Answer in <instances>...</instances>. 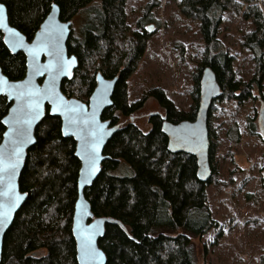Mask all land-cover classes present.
Wrapping results in <instances>:
<instances>
[{"label":"trees","instance_id":"1","mask_svg":"<svg viewBox=\"0 0 264 264\" xmlns=\"http://www.w3.org/2000/svg\"><path fill=\"white\" fill-rule=\"evenodd\" d=\"M0 3L6 8L10 25L28 41L53 4L58 6L63 22L82 17L79 36L71 29L66 44L67 53L76 57L78 65L72 78L61 84L65 97L87 104L98 73L105 79L117 78L112 104L101 118L119 129L104 148L103 154L108 158L101 164L99 175L84 191L93 216L110 220L98 241L106 264H197L193 240L217 226L205 194L216 175L212 164V112L226 98L248 100L256 93L252 99L264 101V0H180L179 12L198 23L202 40L188 112L176 110L158 88L144 92L139 102L128 103V79L136 71L151 36L144 27L153 20L148 7L136 30L127 22L126 0H0ZM227 11L241 14L253 26L241 44L251 54L255 66L253 77L246 82L236 81L235 58L218 39L223 13ZM205 67L214 72L221 93L208 114L211 177L202 183L197 179L193 156L168 151L162 122L194 120L200 76ZM0 68L10 81H19L26 73L25 56L10 53L1 33ZM146 98L154 99L164 115L151 114L149 131L144 133L129 117L142 107ZM10 105L0 96V140L4 132L1 120ZM255 118L256 114L247 124L251 134H256ZM34 135L35 143L26 152L18 182L19 191L27 198L4 236L0 264H77L71 233L80 167L75 142L62 136L60 120L50 116L47 107ZM228 135L239 141L236 129L229 130ZM261 156L264 160V142Z\"/></svg>","mask_w":264,"mask_h":264},{"label":"rangeland","instance_id":"2","mask_svg":"<svg viewBox=\"0 0 264 264\" xmlns=\"http://www.w3.org/2000/svg\"><path fill=\"white\" fill-rule=\"evenodd\" d=\"M126 2L127 22L136 30L147 7L153 16L152 22L144 24L146 28L152 26L150 40L127 82L128 103L135 104L144 92L158 88L176 110L190 111L192 77L202 52L198 23L179 12L180 0ZM83 21L80 16L71 21V29L77 36ZM252 30V23L241 14L223 13L218 39L235 58L236 81H249L254 74L251 54L241 46L243 37ZM262 85L264 92V80ZM255 96L253 93L248 100L222 99L212 112V164L216 175L205 194L217 226L193 240L197 264H264V160L256 124L259 101L253 100ZM151 114L164 115V112L154 99L146 98L129 119L146 133ZM255 114L256 134H251L247 124ZM231 129L237 130L239 141L231 140L228 135Z\"/></svg>","mask_w":264,"mask_h":264},{"label":"water","instance_id":"3","mask_svg":"<svg viewBox=\"0 0 264 264\" xmlns=\"http://www.w3.org/2000/svg\"><path fill=\"white\" fill-rule=\"evenodd\" d=\"M0 33L6 49L22 53L26 60V73L19 81H10L0 68V96L11 104L1 120L4 132L0 140V259L3 239L16 213L23 206L27 195L19 191V178L24 168L27 150L35 143V130L45 115L60 120V131L64 138L75 142V156L80 163L77 177V198L74 205L71 233L75 242L77 264H106V257L98 246L104 234L105 224L110 220L94 217L84 191L90 187L100 173L101 164L108 158L104 148L119 126L103 121L104 110L112 104V95L117 78L105 79L96 75V86L85 104L67 98L61 92L64 80H70L78 62L67 53L66 44L71 34V21L60 20V11L53 4L49 13L28 41L10 25L6 8L0 3ZM152 30V26L147 27ZM64 62V71H55V65ZM70 62V63H69ZM49 66L53 70H49ZM30 82L28 87H24ZM221 90L214 72L205 67L199 81V101L193 121L173 124L162 122V132L167 138V149L171 153H185L196 160L197 179L204 183L211 177L209 165L208 114ZM257 130L264 142V101H259ZM96 155V170L90 173V153L93 146ZM15 165L13 169L11 165ZM91 237L90 244L88 237ZM89 247L94 255H85Z\"/></svg>","mask_w":264,"mask_h":264},{"label":"snow or ice","instance_id":"4","mask_svg":"<svg viewBox=\"0 0 264 264\" xmlns=\"http://www.w3.org/2000/svg\"><path fill=\"white\" fill-rule=\"evenodd\" d=\"M2 13H3V8H2V6H0V15H2ZM65 67H66V64L64 62H58L57 65H55V71H57V72L64 71ZM49 70L50 71L53 70L51 66H49ZM29 84H30V82L26 83L24 85V87H28ZM95 147L96 146L94 145L91 153L89 154L90 155V160H89L90 173L94 172L96 170V167H95V163H96ZM11 167L14 169L15 165L13 164V165H11ZM90 241H91V237L89 236L88 237L89 244H90ZM85 255H88V256L94 255V252L89 247H86L85 248Z\"/></svg>","mask_w":264,"mask_h":264},{"label":"flooded vegetation","instance_id":"5","mask_svg":"<svg viewBox=\"0 0 264 264\" xmlns=\"http://www.w3.org/2000/svg\"><path fill=\"white\" fill-rule=\"evenodd\" d=\"M89 100V99H88ZM88 103V102H87Z\"/></svg>","mask_w":264,"mask_h":264}]
</instances>
